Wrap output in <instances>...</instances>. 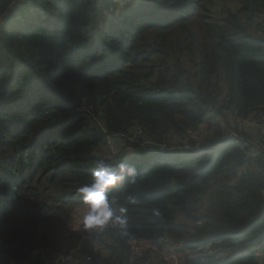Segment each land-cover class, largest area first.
I'll list each match as a JSON object with an SVG mask.
<instances>
[{
    "label": "trees",
    "instance_id": "16d2710c",
    "mask_svg": "<svg viewBox=\"0 0 264 264\" xmlns=\"http://www.w3.org/2000/svg\"><path fill=\"white\" fill-rule=\"evenodd\" d=\"M248 122L264 125V0H0V264L61 255L98 161L136 169L107 192L127 223L71 264H165L169 246L181 264H264Z\"/></svg>",
    "mask_w": 264,
    "mask_h": 264
},
{
    "label": "rangeland",
    "instance_id": "374dc122",
    "mask_svg": "<svg viewBox=\"0 0 264 264\" xmlns=\"http://www.w3.org/2000/svg\"><path fill=\"white\" fill-rule=\"evenodd\" d=\"M124 6L125 5L123 1H121L116 10H120ZM107 12L109 13V11ZM262 127H264V125L254 122L243 123V125L239 126V128L242 130V134L244 136H251L252 141L257 139L254 138L256 135V131L258 128ZM110 141V145L108 144L109 146L105 145L107 150H111V145L116 146V148H118L119 150V147L123 143V141H121V139L119 138H114ZM106 142L108 143L107 140ZM105 146L104 144H102L100 148L103 149L105 148ZM116 153L121 154L120 152ZM87 211L88 207H83L80 205H76L72 208L69 215L67 228L60 236L56 238V240L59 241L61 245L62 253L61 255L51 259L52 261H50V264H71V262H78L82 259L88 261L89 257L92 258L91 253L97 254L101 252L102 246L96 239L98 237L95 236L99 230L90 229L86 231L82 226L81 221L82 218L87 214ZM148 247H150L148 243L134 241L130 243V252L134 255L141 254V251L145 250ZM166 250L168 251H164L162 253V259L164 262H166L167 264H181L179 259H177L178 255L170 252L173 251L171 246H169V248H167Z\"/></svg>",
    "mask_w": 264,
    "mask_h": 264
},
{
    "label": "clouds",
    "instance_id": "9594fccd",
    "mask_svg": "<svg viewBox=\"0 0 264 264\" xmlns=\"http://www.w3.org/2000/svg\"><path fill=\"white\" fill-rule=\"evenodd\" d=\"M135 173V167L123 162L115 165L97 162L92 173V182L76 191V195L88 206L87 214L81 221L85 230H102L109 223L121 228L126 226L127 209L120 207L117 214L111 206L107 192L123 182L126 176L130 178V182H134Z\"/></svg>",
    "mask_w": 264,
    "mask_h": 264
}]
</instances>
